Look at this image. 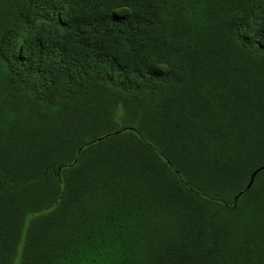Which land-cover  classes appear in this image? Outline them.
Here are the masks:
<instances>
[{
	"label": "trees",
	"instance_id": "1",
	"mask_svg": "<svg viewBox=\"0 0 264 264\" xmlns=\"http://www.w3.org/2000/svg\"><path fill=\"white\" fill-rule=\"evenodd\" d=\"M262 168L264 0H0V264H264Z\"/></svg>",
	"mask_w": 264,
	"mask_h": 264
},
{
	"label": "water",
	"instance_id": "2",
	"mask_svg": "<svg viewBox=\"0 0 264 264\" xmlns=\"http://www.w3.org/2000/svg\"><path fill=\"white\" fill-rule=\"evenodd\" d=\"M262 169H264V168H262ZM262 169H260V170H258L257 172H255V174L253 175V178H252V180H251V184H252V182H253V179H254L255 175H256L259 171H261ZM251 184H250V185H251Z\"/></svg>",
	"mask_w": 264,
	"mask_h": 264
}]
</instances>
